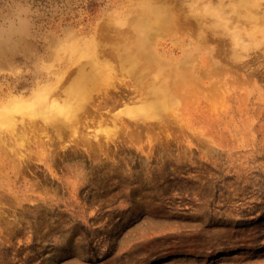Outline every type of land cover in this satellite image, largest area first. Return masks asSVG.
<instances>
[{
  "label": "rangeland",
  "instance_id": "374dc122",
  "mask_svg": "<svg viewBox=\"0 0 264 264\" xmlns=\"http://www.w3.org/2000/svg\"><path fill=\"white\" fill-rule=\"evenodd\" d=\"M82 68L0 120V264H264V0H0V108Z\"/></svg>",
  "mask_w": 264,
  "mask_h": 264
},
{
  "label": "bare ground",
  "instance_id": "6f19581e",
  "mask_svg": "<svg viewBox=\"0 0 264 264\" xmlns=\"http://www.w3.org/2000/svg\"><path fill=\"white\" fill-rule=\"evenodd\" d=\"M239 4H240V2H239ZM261 4L262 3H259L256 8L261 9V6H262ZM241 5L242 4H240V6ZM161 23H162L161 19L154 17V19L150 22V25L146 26V31L148 28L149 33L150 32L152 33L156 29V27H159V25ZM166 24H167V21H166ZM170 24H171V21H170ZM162 26L163 25H161L160 28H157V30L162 29ZM170 27L171 26H169L168 28H170ZM151 35H153V34H151ZM146 40H147V38H146ZM146 40L144 38L138 39V41L136 42V43H138L137 44L138 46L134 52H127L125 54L120 53L119 55H120L121 60L122 61H128L131 63H135V61H137V59H139V57L141 55H143V53H144L145 48H143V46H144V42ZM93 45H94V43H93ZM97 45L98 44H96L94 46V48L92 47L91 49H88V50H91V51L93 50V53H94V51H96ZM147 49H149V48H147ZM159 60H161V59H159ZM159 63H160V61H159ZM97 68H98V66H97ZM97 68L96 69H90V70H85L82 68V70L75 76V78H73V80H71V82L69 84H67L66 86H64L65 82H66V75L63 74V75H60V77H58V79H57L58 83L52 89H47L45 92H41V93H35L33 96H31L28 99H21V98L12 99L11 102L8 104V107L5 106V107L0 108V120L2 121L3 120L2 118H4V120H5L9 117L12 119L14 112L17 111L18 108H23L22 111L29 110L27 107H25L26 104L33 103L40 95H42L44 98H46L48 94L53 93L58 98H62L63 95L67 98H73L72 100H74V103L70 104L68 102L67 104L62 106L61 110H63V111L64 110H68V111L75 110L76 111V113L74 115L75 121L73 122L72 127H73L74 132H77L79 130V123L78 122H80V116L77 113V111L79 112L80 110L86 109L88 107L87 103L85 102L84 97L87 95L89 96L91 94L92 89H90L89 84L95 83L94 81H96V79L99 77V75L103 72V70L101 68L100 69H97ZM160 72L167 76V79L165 80V82L163 84H161V86H160V88H161L160 93L165 95V96L160 102H155L154 105L158 106L156 103H159V104H162V106H170L175 101L174 99H175V96L177 94V90H176L177 86H175V85L179 84V81L171 82V78H177V77H175V73H173V72H167L166 70H160ZM190 80H191V82H193V78H191ZM169 82H171V83H169ZM189 92L190 91L188 90V93ZM46 93H47V95H46ZM10 108H12V109H10ZM157 108H155V109H157ZM12 110H13V112H12Z\"/></svg>",
  "mask_w": 264,
  "mask_h": 264
}]
</instances>
